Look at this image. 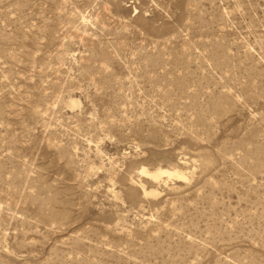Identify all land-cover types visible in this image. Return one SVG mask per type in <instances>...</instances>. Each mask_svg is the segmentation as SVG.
Wrapping results in <instances>:
<instances>
[{"label":"rangeland","instance_id":"obj_1","mask_svg":"<svg viewBox=\"0 0 264 264\" xmlns=\"http://www.w3.org/2000/svg\"><path fill=\"white\" fill-rule=\"evenodd\" d=\"M0 264H264V0H0Z\"/></svg>","mask_w":264,"mask_h":264},{"label":"bare ground","instance_id":"obj_2","mask_svg":"<svg viewBox=\"0 0 264 264\" xmlns=\"http://www.w3.org/2000/svg\"><path fill=\"white\" fill-rule=\"evenodd\" d=\"M140 172L144 174L145 176L153 178V179H158L163 174H166L168 177H170L171 175H174L173 173H170L169 171H165V170H158L156 172H150L145 169H142Z\"/></svg>","mask_w":264,"mask_h":264}]
</instances>
